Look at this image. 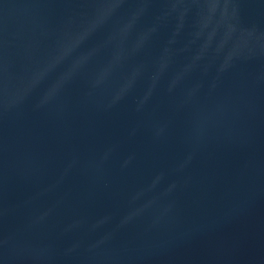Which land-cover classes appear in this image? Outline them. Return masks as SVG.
<instances>
[{
	"label": "water",
	"instance_id": "water-1",
	"mask_svg": "<svg viewBox=\"0 0 264 264\" xmlns=\"http://www.w3.org/2000/svg\"><path fill=\"white\" fill-rule=\"evenodd\" d=\"M0 264H264V0H0Z\"/></svg>",
	"mask_w": 264,
	"mask_h": 264
}]
</instances>
